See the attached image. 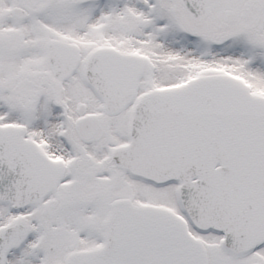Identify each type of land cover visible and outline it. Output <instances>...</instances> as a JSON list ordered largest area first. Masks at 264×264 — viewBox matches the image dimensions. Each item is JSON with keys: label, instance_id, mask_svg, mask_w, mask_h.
Listing matches in <instances>:
<instances>
[{"label": "snow or ice", "instance_id": "1", "mask_svg": "<svg viewBox=\"0 0 264 264\" xmlns=\"http://www.w3.org/2000/svg\"><path fill=\"white\" fill-rule=\"evenodd\" d=\"M0 264H264V0H0Z\"/></svg>", "mask_w": 264, "mask_h": 264}]
</instances>
